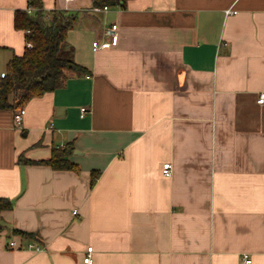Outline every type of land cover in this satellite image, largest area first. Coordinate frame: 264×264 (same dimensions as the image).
I'll return each mask as SVG.
<instances>
[{"label": "crops", "instance_id": "1", "mask_svg": "<svg viewBox=\"0 0 264 264\" xmlns=\"http://www.w3.org/2000/svg\"><path fill=\"white\" fill-rule=\"evenodd\" d=\"M29 4L0 0V75L25 52ZM42 5L77 16L89 74L29 101L20 127L0 110V264H84L89 248L93 264H264V0ZM115 23L116 46L95 50ZM68 144L77 171L38 164Z\"/></svg>", "mask_w": 264, "mask_h": 264}, {"label": "trees", "instance_id": "2", "mask_svg": "<svg viewBox=\"0 0 264 264\" xmlns=\"http://www.w3.org/2000/svg\"><path fill=\"white\" fill-rule=\"evenodd\" d=\"M130 0H93L94 7L125 6ZM29 6L38 11L31 15L27 11H17L15 25L26 33V49L22 56H14L7 64L5 77L0 75V110L19 109L32 99L55 92L64 86L71 74L87 76L89 71L75 60V50L68 41V33L77 21V16L64 11L47 13L43 10L42 0H30ZM46 14L50 15L47 19ZM75 148L68 144L54 148L47 161L39 162L57 171H77L71 161ZM23 164L37 162L20 159ZM14 203L0 198V214L11 211ZM4 224L0 216V230ZM14 233L37 241L35 234L15 230Z\"/></svg>", "mask_w": 264, "mask_h": 264}, {"label": "built area", "instance_id": "3", "mask_svg": "<svg viewBox=\"0 0 264 264\" xmlns=\"http://www.w3.org/2000/svg\"><path fill=\"white\" fill-rule=\"evenodd\" d=\"M108 10H109L108 6L95 7L93 9L95 13L107 12ZM26 11L28 14L33 15L38 11V9L32 6H29ZM230 13H231L230 11L227 12V14H230ZM46 17L47 19H49L50 15L46 14ZM26 33L28 34L30 33V31H27ZM118 36H119V26L116 23L107 25L102 29L100 34H98V38L93 43V48L95 50L110 49L116 46L118 42ZM5 75H6L5 73H2L1 77L4 78ZM257 102L260 106H264V92H261L259 94ZM87 111H88L87 108H83L81 110L82 116H84L87 113ZM25 114H26L25 108H19L16 110L14 120H15V124L17 125V127H20L22 125ZM162 173L165 177H170L173 174V165L171 163L164 164ZM22 247L23 246H21L19 243L15 241H12L9 243L10 249H21ZM25 248L31 251H35V252H40L43 250V247L40 246L35 241L27 243L25 245ZM92 253H93V248H89L87 255L84 258V264H93ZM240 264H253V260L250 257V255L244 254L242 256Z\"/></svg>", "mask_w": 264, "mask_h": 264}, {"label": "rangeland", "instance_id": "4", "mask_svg": "<svg viewBox=\"0 0 264 264\" xmlns=\"http://www.w3.org/2000/svg\"><path fill=\"white\" fill-rule=\"evenodd\" d=\"M74 27V26H73ZM72 30V29H71ZM77 31V30H76ZM86 38H89L88 36H85Z\"/></svg>", "mask_w": 264, "mask_h": 264}, {"label": "water", "instance_id": "5", "mask_svg": "<svg viewBox=\"0 0 264 264\" xmlns=\"http://www.w3.org/2000/svg\"><path fill=\"white\" fill-rule=\"evenodd\" d=\"M77 153V152H76Z\"/></svg>", "mask_w": 264, "mask_h": 264}]
</instances>
